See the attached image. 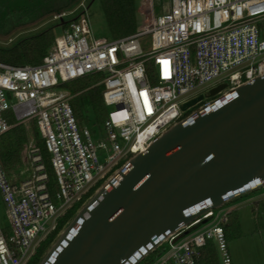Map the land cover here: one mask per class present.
<instances>
[{
  "label": "built area",
  "instance_id": "1",
  "mask_svg": "<svg viewBox=\"0 0 264 264\" xmlns=\"http://www.w3.org/2000/svg\"><path fill=\"white\" fill-rule=\"evenodd\" d=\"M86 11L71 17L41 63L0 60V136L14 125L8 111L16 123L35 121L56 178L53 193L34 137L22 165L8 169L0 155V194L10 223H0V264H26L59 217L173 124L190 120L203 100L186 109L184 103L225 84L220 97L264 75V0H171L150 24L138 23L136 32L118 38L97 36ZM71 13L53 18L62 22ZM147 33L152 48L145 52L141 37ZM98 73L104 102L113 108L95 131L81 126L72 102L77 93L68 84ZM209 84L208 91L200 90ZM18 167L27 174L21 176ZM226 205L214 208L210 199L194 205L191 212L199 215L160 242L149 264H199L209 241L222 264H233Z\"/></svg>",
  "mask_w": 264,
  "mask_h": 264
},
{
  "label": "water",
  "instance_id": "2",
  "mask_svg": "<svg viewBox=\"0 0 264 264\" xmlns=\"http://www.w3.org/2000/svg\"><path fill=\"white\" fill-rule=\"evenodd\" d=\"M226 87H213L216 96ZM201 94L183 109L204 100ZM264 186V75L228 89L134 154L82 204L38 264H139L191 209Z\"/></svg>",
  "mask_w": 264,
  "mask_h": 264
},
{
  "label": "trees",
  "instance_id": "3",
  "mask_svg": "<svg viewBox=\"0 0 264 264\" xmlns=\"http://www.w3.org/2000/svg\"><path fill=\"white\" fill-rule=\"evenodd\" d=\"M80 0H0V35H10L16 29L41 22L55 14L70 10ZM112 37L118 38L127 36L138 29V9L136 0H100ZM73 18V17H72ZM59 21L56 25L66 27L71 19ZM55 25L50 26L39 33L26 36L12 46H0V60L10 64H39L44 60L53 45L56 37ZM151 71V64L148 65ZM102 74L86 76L69 83L68 86L74 93L73 106L81 124L89 125L93 130L102 128V123L107 116V106L103 99V85L97 84ZM92 111L93 114H90ZM11 129L0 136V155L3 164L12 169L23 163V151L30 140L29 131L25 123H16L12 111L7 112ZM33 132L38 143L42 146L43 153L47 160L51 181L50 189L56 190V178L49 153L45 148L36 122H33ZM93 191H90L92 193ZM88 193V194H90ZM87 194V195H88ZM84 196V198L87 197ZM83 198V199H84ZM79 201L58 218L55 229L37 247L34 255L26 264H38L70 218L82 206ZM229 240L242 236V224L239 215L235 211L229 214V222L225 227ZM154 255H148L139 264H149ZM199 264H222L216 243H209L201 249Z\"/></svg>",
  "mask_w": 264,
  "mask_h": 264
},
{
  "label": "rangeland",
  "instance_id": "4",
  "mask_svg": "<svg viewBox=\"0 0 264 264\" xmlns=\"http://www.w3.org/2000/svg\"><path fill=\"white\" fill-rule=\"evenodd\" d=\"M136 1L138 20L140 24L148 25L151 23L154 14L164 11L165 6L168 5L171 0ZM85 9H87L86 15L89 17L93 32L97 36L112 37L100 0H80L70 9L72 13L69 17H75ZM57 23V20H55L53 17H49L41 22L20 27L10 35H0V46H12L18 40L26 36L39 33L40 31L53 25H55L54 29L56 35H59L63 32L64 27L61 25H56ZM141 43L145 52L150 51L152 48L151 33H147L141 37ZM208 86H211V84L200 87V90L206 92L209 90V88L206 89ZM210 99H212V96H206L203 102L206 103L210 101ZM199 104H197V106ZM112 108V106H107V111L111 110ZM89 112L90 114H93L92 111ZM25 124L28 128L30 138L34 137L37 140L33 132V122L30 121ZM81 126L83 125L81 124ZM98 130L99 129H96V131ZM48 160L51 162L50 154ZM22 168L23 167H18V171L21 173V176H24L27 173L23 172ZM16 176L18 177L20 175L16 174ZM91 194L93 193L88 194L87 197L83 199L81 205L91 196ZM226 208L231 209V211H235L239 215L242 223V236L229 240V249L232 255L233 264H264V186H260L259 188L237 197L227 204ZM0 223L2 226L7 228L10 224L7 215L6 204L3 201L1 194ZM48 227H50V223L48 224Z\"/></svg>",
  "mask_w": 264,
  "mask_h": 264
},
{
  "label": "flooded vegetation",
  "instance_id": "5",
  "mask_svg": "<svg viewBox=\"0 0 264 264\" xmlns=\"http://www.w3.org/2000/svg\"><path fill=\"white\" fill-rule=\"evenodd\" d=\"M217 96H212V99H214V98H216ZM212 99H210V100H212ZM202 104H199L197 107L195 106V108L193 109V111L192 112H195V111H197V110H199V108H201L203 105H204V102H201Z\"/></svg>",
  "mask_w": 264,
  "mask_h": 264
},
{
  "label": "crops",
  "instance_id": "6",
  "mask_svg": "<svg viewBox=\"0 0 264 264\" xmlns=\"http://www.w3.org/2000/svg\"><path fill=\"white\" fill-rule=\"evenodd\" d=\"M138 22H139V20H138ZM140 23V22H139ZM231 210V209H230ZM242 224V223H241ZM243 233V232H242Z\"/></svg>",
  "mask_w": 264,
  "mask_h": 264
}]
</instances>
